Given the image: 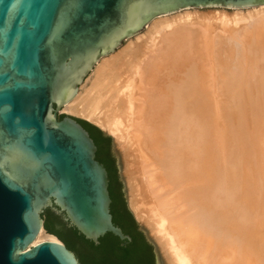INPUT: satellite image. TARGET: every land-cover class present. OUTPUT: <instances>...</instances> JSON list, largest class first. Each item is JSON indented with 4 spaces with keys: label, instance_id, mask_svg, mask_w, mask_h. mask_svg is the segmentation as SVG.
I'll list each match as a JSON object with an SVG mask.
<instances>
[{
    "label": "bare ground",
    "instance_id": "bare-ground-1",
    "mask_svg": "<svg viewBox=\"0 0 264 264\" xmlns=\"http://www.w3.org/2000/svg\"><path fill=\"white\" fill-rule=\"evenodd\" d=\"M233 9L237 23L264 18V5ZM202 13L152 20L145 47L141 33L102 58L63 110L124 155L138 147L155 204L148 214L132 193L130 207L167 264H264V22L220 50L201 40Z\"/></svg>",
    "mask_w": 264,
    "mask_h": 264
},
{
    "label": "water",
    "instance_id": "water-1",
    "mask_svg": "<svg viewBox=\"0 0 264 264\" xmlns=\"http://www.w3.org/2000/svg\"><path fill=\"white\" fill-rule=\"evenodd\" d=\"M260 5L264 0H0V264H82L46 231V208L95 244L107 233L131 242L113 220L109 172L94 138L83 119L60 111L102 58L155 18ZM123 190L127 202L124 183ZM127 206L160 264V247Z\"/></svg>",
    "mask_w": 264,
    "mask_h": 264
},
{
    "label": "trees",
    "instance_id": "trees-1",
    "mask_svg": "<svg viewBox=\"0 0 264 264\" xmlns=\"http://www.w3.org/2000/svg\"><path fill=\"white\" fill-rule=\"evenodd\" d=\"M89 128L98 129L95 125L84 120H80ZM101 131V130H99ZM103 134L104 132L101 131ZM100 149L98 158L106 164L110 174V193L113 199L111 207L115 214L116 224L120 225L124 232L132 237V241L126 246L118 237L101 238V243L96 245L93 241L87 240L78 231L68 225L63 216L55 213L51 208H46L45 229L47 232L58 236L68 247L76 252L82 264H157L155 248L150 243L142 231H138L139 224L133 213L129 210L124 196L123 183L120 181V174L117 159L105 157V145L112 148L111 137L108 135L97 138ZM122 206L123 212L118 213V207ZM73 236L82 241V245H77L73 241Z\"/></svg>",
    "mask_w": 264,
    "mask_h": 264
},
{
    "label": "rangeland",
    "instance_id": "rangeland-1",
    "mask_svg": "<svg viewBox=\"0 0 264 264\" xmlns=\"http://www.w3.org/2000/svg\"><path fill=\"white\" fill-rule=\"evenodd\" d=\"M222 10H224L227 13L226 16H222V15L216 14L217 12H220ZM199 11L201 13L203 12L201 15H205L206 16V18L203 17V19H204L203 20L204 21V26L203 27L204 28L201 29V32H202L201 33L202 34V39L201 40L203 42H206L208 33L213 34L215 36V39H218L220 41V44L222 45V48L220 50H223L224 47L227 46V43H228L230 37L233 35V33H235L236 30L237 31H242V28H244V27L249 29L251 27V25H253V26L255 25L254 23L264 22V18L260 19V18H258V16H254L253 18L249 17L246 20H241V21H239L237 23V22L234 21L235 19L233 18V14L232 13L236 11L233 8H220V7H214L213 8V7H210V8H200ZM181 12H183V10H181ZM176 15L177 14H175L174 16H176ZM197 26H198V22H197ZM236 28H238V29H236ZM144 30L141 33L143 34V37H145V38L142 37V38H140L138 40L139 46L140 47L142 46L141 48L145 47V44H147L145 42V39L148 38V36L146 34H144L145 33ZM133 38L134 37H132L131 39H133ZM131 39H128V40L130 41ZM128 40H126L124 42V44L120 48H118L116 51H119L124 46H126L128 44V42H129ZM203 55H206V54H203ZM96 66L94 67V69L96 68ZM93 70L90 72V74L93 73ZM90 74L88 76H90ZM81 85H80V87H81ZM60 112H61L60 114L65 113V114L74 116L76 118L86 120V119H84L82 117H79L77 115L71 114V113H69V112H67V111H65L63 109ZM86 121H88V120H86ZM88 122L94 125V123H92L90 121H88ZM131 131H132V129H131ZM111 140H112L113 147H114V149H115V151H116V153L118 155V161H119V163L121 165V177L123 179V183H124L125 188H126L128 205H130V198H131V194L133 193V197L136 198V200L140 203L141 208L144 209L148 214H151V213H149L150 212L149 210L152 209V207L154 206L155 202H154L153 196H151L152 194L150 193L149 183L147 181L148 179L146 178V176L142 172L143 169L141 168V159L138 156L139 155L138 147L136 145L135 146L133 145L132 148L127 150V154L124 155L123 152H122L121 147L118 145L116 140L113 137H111ZM131 160H133V161H131ZM140 171H141V173H140ZM128 174H130V176H131V180L130 181L128 180ZM130 182L133 185V192H130V191H132L130 189ZM147 191H148V193H147ZM145 193L147 195H145ZM146 196H147V198H146ZM151 198H152V200H151ZM141 224L144 225L146 227V229L148 230V233L151 236L154 237V234L151 231V226H149L146 223H141ZM156 244H157V242H156ZM157 246H159V245H157ZM160 252H161V250H160ZM160 258H161L160 259V264H167L165 256L162 254V252H161V257Z\"/></svg>",
    "mask_w": 264,
    "mask_h": 264
},
{
    "label": "flooded vegetation",
    "instance_id": "flooded-vegetation-1",
    "mask_svg": "<svg viewBox=\"0 0 264 264\" xmlns=\"http://www.w3.org/2000/svg\"><path fill=\"white\" fill-rule=\"evenodd\" d=\"M82 123V122H81ZM83 124V123H82ZM84 125V124H83ZM87 129H88V131L90 132V134H91V136L94 138V140H95V142H96V145H97V147H98V149H97V158H98V151H99V149H100V146H99V144H98V142H97V140L95 139V136L97 137V138H100L101 136H104L105 135V133H101V131H99L100 129L98 128V129H93V128H89V127H87L86 125H84ZM103 132V131H102ZM105 149H106V153H105V157L106 158H111V157H113V158H116V156H115V153H114V150H113V147L112 148H108L107 147V145H105ZM99 159V158H98ZM100 160V159H99ZM101 161V160H100ZM102 162V161H101ZM102 163H104V162H102ZM104 165L106 166V164L104 163ZM107 167V166H106ZM107 169H108V167H107ZM108 172H109V170H108ZM109 180H110V174H109ZM120 181L122 182V180H121V178H120ZM109 187H110V185H109ZM110 189V188H109ZM123 192H124V190H122ZM112 201H113V199H112ZM118 213L119 214H121L122 212H123V208H122V206H119L118 207ZM111 212H112V215H113V220H114V222L116 223V221H115V214L113 213V211H112V207H111ZM138 231H142L141 229H140V227H138ZM143 232V231H142ZM114 235L113 234H111V233H107L106 235H104L103 237H101V238H112ZM101 238H100V242H99V244L101 243ZM130 243V242H129ZM129 243H127V244H129ZM121 244V243H120ZM126 244V245H127ZM96 245H98V244H96ZM122 245V244H121ZM126 245H122V246H126Z\"/></svg>",
    "mask_w": 264,
    "mask_h": 264
}]
</instances>
